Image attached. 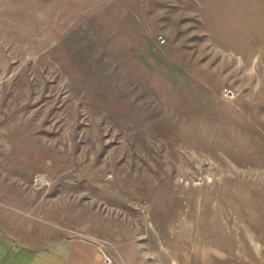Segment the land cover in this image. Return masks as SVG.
Segmentation results:
<instances>
[{
    "label": "rangeland",
    "instance_id": "1",
    "mask_svg": "<svg viewBox=\"0 0 264 264\" xmlns=\"http://www.w3.org/2000/svg\"><path fill=\"white\" fill-rule=\"evenodd\" d=\"M0 207L264 264V0H0Z\"/></svg>",
    "mask_w": 264,
    "mask_h": 264
},
{
    "label": "crops",
    "instance_id": "2",
    "mask_svg": "<svg viewBox=\"0 0 264 264\" xmlns=\"http://www.w3.org/2000/svg\"><path fill=\"white\" fill-rule=\"evenodd\" d=\"M45 229L44 223L30 224L27 218L6 214L0 207V264H108L103 253L113 258L112 264H168V254H153V263H149L148 255L136 252L124 256L119 252L109 254L93 240L46 232ZM190 243L189 257L183 252L175 255L185 264H220L221 258L235 259L233 250L221 252L215 246ZM200 250H208L209 255L201 254ZM244 264H253V261Z\"/></svg>",
    "mask_w": 264,
    "mask_h": 264
},
{
    "label": "built area",
    "instance_id": "3",
    "mask_svg": "<svg viewBox=\"0 0 264 264\" xmlns=\"http://www.w3.org/2000/svg\"><path fill=\"white\" fill-rule=\"evenodd\" d=\"M103 254H104L105 261L108 264H112L113 263V258L110 255H107L106 253H103Z\"/></svg>",
    "mask_w": 264,
    "mask_h": 264
}]
</instances>
